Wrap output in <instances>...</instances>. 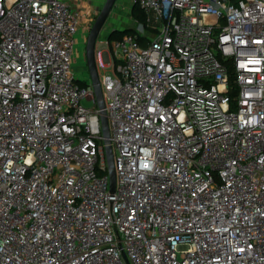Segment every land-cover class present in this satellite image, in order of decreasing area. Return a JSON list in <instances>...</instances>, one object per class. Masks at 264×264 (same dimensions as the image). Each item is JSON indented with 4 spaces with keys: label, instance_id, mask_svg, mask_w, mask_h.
Instances as JSON below:
<instances>
[{
    "label": "built area",
    "instance_id": "built-area-1",
    "mask_svg": "<svg viewBox=\"0 0 264 264\" xmlns=\"http://www.w3.org/2000/svg\"><path fill=\"white\" fill-rule=\"evenodd\" d=\"M131 2L153 32L94 44L110 192L79 11L0 0V264H264V0Z\"/></svg>",
    "mask_w": 264,
    "mask_h": 264
},
{
    "label": "rangeland",
    "instance_id": "rangeland-1",
    "mask_svg": "<svg viewBox=\"0 0 264 264\" xmlns=\"http://www.w3.org/2000/svg\"><path fill=\"white\" fill-rule=\"evenodd\" d=\"M85 6L80 8L79 11L81 24L74 33V42H73V61L71 63V69L75 78L80 81H90L89 71L87 68L85 60V40L88 34V30L95 19L98 11L100 10L104 0H83ZM131 0H115V3L110 10L109 15L105 19L95 42L96 49H105L107 47L106 40L107 35L112 29H124V28H133L138 29L139 31L142 28L131 14ZM86 24V26L84 25ZM150 26V25H149ZM147 34L153 32L152 26L150 28H144ZM106 72L111 73V69L100 68L97 73L98 76H102ZM80 103L88 108H93V104L90 100L81 99Z\"/></svg>",
    "mask_w": 264,
    "mask_h": 264
},
{
    "label": "water",
    "instance_id": "water-1",
    "mask_svg": "<svg viewBox=\"0 0 264 264\" xmlns=\"http://www.w3.org/2000/svg\"><path fill=\"white\" fill-rule=\"evenodd\" d=\"M114 3L115 0H104L100 10L98 11L95 19L93 20L88 30V34L85 40V60L89 71L90 81L93 86L96 104L97 107L99 108V119L101 126V134L103 137L110 192H113L115 187V171L113 166L112 148L109 139L108 119H107L106 111L104 109V99L102 95V89L100 86V81L98 78V73L94 62V44L97 35L105 19L109 15L110 10L112 9Z\"/></svg>",
    "mask_w": 264,
    "mask_h": 264
},
{
    "label": "trees",
    "instance_id": "trees-1",
    "mask_svg": "<svg viewBox=\"0 0 264 264\" xmlns=\"http://www.w3.org/2000/svg\"><path fill=\"white\" fill-rule=\"evenodd\" d=\"M131 14L133 18L143 26V28H150L146 21V12L135 3H131ZM134 31L133 28L113 29L108 33V38L119 37L123 33H132Z\"/></svg>",
    "mask_w": 264,
    "mask_h": 264
},
{
    "label": "crops",
    "instance_id": "crops-1",
    "mask_svg": "<svg viewBox=\"0 0 264 264\" xmlns=\"http://www.w3.org/2000/svg\"><path fill=\"white\" fill-rule=\"evenodd\" d=\"M71 4V6L73 8H75L76 10H81L80 8H82L83 6H85V3L83 2V0H68ZM152 15V14H151ZM149 14V17L147 18V15H146V20L149 19L151 20L152 19V16ZM149 25H155L154 23H152L151 21H149ZM140 24V23H139ZM86 26V24H84ZM141 25V24H140ZM82 29V27H80Z\"/></svg>",
    "mask_w": 264,
    "mask_h": 264
}]
</instances>
